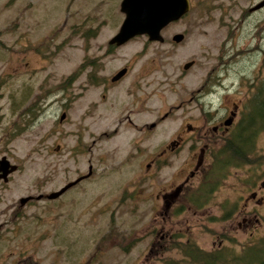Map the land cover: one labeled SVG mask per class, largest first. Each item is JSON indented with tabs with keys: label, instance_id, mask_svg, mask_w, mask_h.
Masks as SVG:
<instances>
[{
	"label": "rangeland",
	"instance_id": "obj_1",
	"mask_svg": "<svg viewBox=\"0 0 264 264\" xmlns=\"http://www.w3.org/2000/svg\"><path fill=\"white\" fill-rule=\"evenodd\" d=\"M218 1L197 4L163 28V42L141 35L119 48L108 67L131 65L124 80L143 70L147 111L136 114L134 104L124 108L116 98L101 103L106 111L98 114L89 110L96 94L81 91L78 68L118 30L120 0H0V159L19 165L0 190V264H168L183 258L176 244L186 243L162 242L161 228L173 224L174 240L191 239L205 251L237 255L262 244L264 203L255 205L256 217L247 215L250 223L241 222L243 214L225 215L235 202L243 208L247 167L228 169L212 197L214 217L190 212L180 224L159 215L155 195L165 172L145 173L159 140L172 136L173 118L189 115L164 120V113L204 80H257L264 88V8L238 21L258 0ZM175 33L184 38L172 41ZM188 61L193 64L183 69ZM255 139L263 176L264 130ZM188 156L185 147L173 162L181 165ZM89 171L59 198L44 197ZM40 194L20 206V198ZM199 217L207 220L195 223ZM261 250L250 249L247 257L258 258Z\"/></svg>",
	"mask_w": 264,
	"mask_h": 264
},
{
	"label": "flooded vegetation",
	"instance_id": "obj_2",
	"mask_svg": "<svg viewBox=\"0 0 264 264\" xmlns=\"http://www.w3.org/2000/svg\"><path fill=\"white\" fill-rule=\"evenodd\" d=\"M187 1L189 9L179 19L189 15V11L197 4L210 5L215 2V0ZM260 1L258 0L250 6L247 14H244V11L241 12L238 21H243L245 15L249 16L264 8L252 11L251 8ZM217 3L221 4L223 1L220 0ZM109 40L105 46L93 54L92 58L84 56L85 60L82 61L79 69L78 78L81 83V91L85 93L89 88H92L97 98L96 101L90 102L89 110L101 114L102 111H106L101 103L111 104L118 98L122 107L127 108L128 105L134 104L137 108L136 114L145 113L148 95L147 84L142 81L143 70L137 69L136 80L131 78L124 80L131 73V65L125 63L117 68H109L108 64L112 60L118 59L116 51L128 42L117 46L109 44ZM121 71L123 73L120 74ZM245 87L247 89L244 90ZM261 87L257 84V80L247 82L239 80L237 85L232 80H204L194 89L195 91L184 96L164 113L162 117L164 120L177 112L189 115L183 118L179 116L173 118L177 126L174 127L172 136L159 140L156 156L145 163L146 174H149L154 167L157 172H165L155 195L158 201L159 215L163 222L171 221L172 218L178 219L175 224L189 221L190 218L187 215L190 212L193 215H205L204 217L207 218L214 217L210 214L212 208L216 207L211 205L212 197L222 184V180L229 174L228 169L239 167H247V170H244L247 175L244 180V189L248 192H244L243 208L238 209V203L235 202L232 204V211L225 215L238 213L240 216L243 214L241 222L245 224L251 222L247 215L253 214V217H256L255 205L260 206L264 203V175L258 174L263 162H260L259 158H255L256 153H254V149L257 147L255 137L261 129L255 120L258 116H255L253 112V106H256L264 98L261 96L264 93V88ZM119 92L120 96H118ZM154 126L155 124L150 127ZM138 130L142 129L138 128ZM185 147L189 150L188 158L181 165H175L174 157L176 158ZM214 149L215 151H213ZM10 163L16 165V169L7 174L5 180L0 177V190L4 189L5 185L11 181L13 174L19 169L18 164ZM254 175L257 178L250 181ZM89 176L88 173L79 176L80 180L75 184ZM239 196H243V194L240 193ZM44 197L48 199L46 196ZM0 199H2L1 196ZM33 199L37 198L32 196L26 202ZM20 200L21 198L19 202ZM226 204L228 205L227 201L220 204L219 210L222 213L228 208ZM20 206H22L21 203ZM248 207L251 208L248 209ZM204 217H199L201 220L197 218L195 223H204V220H207ZM224 217L222 216V218ZM161 229L160 239L162 242H194L191 239L174 240L179 231L174 224L167 230H164L163 227ZM219 235L223 236L222 233ZM219 235L216 237H220ZM219 242H222V239H219Z\"/></svg>",
	"mask_w": 264,
	"mask_h": 264
},
{
	"label": "water",
	"instance_id": "obj_3",
	"mask_svg": "<svg viewBox=\"0 0 264 264\" xmlns=\"http://www.w3.org/2000/svg\"><path fill=\"white\" fill-rule=\"evenodd\" d=\"M264 7V0H261L251 9L257 10ZM120 11L124 14L123 20L116 34L109 40V44L117 46L122 45L136 36L145 35L148 41L162 42L163 36L161 30L170 22L178 20L189 9L187 0H122L119 6ZM184 38L182 33H175L171 39L174 42H180ZM193 64L188 61L183 64V69H187ZM120 74L123 71L119 72ZM119 75V74H118ZM117 75V76H118ZM65 117V113L60 115V121ZM16 165L10 163L6 156L0 159V177L6 179L7 174L15 171ZM91 171L88 172L90 174ZM77 180L68 182L57 191L50 192L46 195L48 199L60 196L66 189L71 187ZM43 195L36 196L40 199ZM32 196L23 197L20 200L24 205Z\"/></svg>",
	"mask_w": 264,
	"mask_h": 264
},
{
	"label": "trees",
	"instance_id": "obj_4",
	"mask_svg": "<svg viewBox=\"0 0 264 264\" xmlns=\"http://www.w3.org/2000/svg\"><path fill=\"white\" fill-rule=\"evenodd\" d=\"M77 75L78 73L75 71L67 77V80H74ZM33 105L34 102L29 103L27 111H31ZM258 107L264 111V100H261V102L256 106H253V112L256 111ZM255 120L258 122L259 128L264 130V116H258ZM237 152L240 153L239 151ZM260 242H262L260 246L256 243L255 245L258 246H251L247 249L243 247V250L238 252V256L222 254L221 252L218 253L217 251H205L192 242L178 243L176 244V247L178 246L179 249H181L183 258H181L180 261L168 262V264H264V238L260 240ZM180 244L181 246H179ZM256 247H260V249H262L260 251L259 257L255 259H249V257H247L248 251Z\"/></svg>",
	"mask_w": 264,
	"mask_h": 264
}]
</instances>
